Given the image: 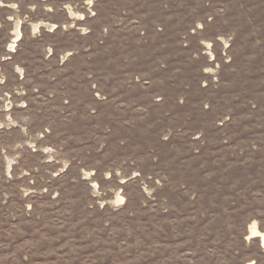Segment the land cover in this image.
Returning <instances> with one entry per match:
<instances>
[{
	"label": "rangeland",
	"instance_id": "374dc122",
	"mask_svg": "<svg viewBox=\"0 0 264 264\" xmlns=\"http://www.w3.org/2000/svg\"><path fill=\"white\" fill-rule=\"evenodd\" d=\"M254 223L264 0H0V264H264Z\"/></svg>",
	"mask_w": 264,
	"mask_h": 264
},
{
	"label": "bare ground",
	"instance_id": "6f19581e",
	"mask_svg": "<svg viewBox=\"0 0 264 264\" xmlns=\"http://www.w3.org/2000/svg\"><path fill=\"white\" fill-rule=\"evenodd\" d=\"M36 26L34 28H37V24H35ZM19 22H17L16 24V28H15V33H16V38L19 37ZM21 31V30H20ZM15 38V39H16ZM14 41V40H13ZM16 42V41H14ZM251 236L250 238L254 237V236H257V237H260L263 244H262V247L264 248V233L260 232L258 229H257V226H256V223H254L251 227V232H250Z\"/></svg>",
	"mask_w": 264,
	"mask_h": 264
}]
</instances>
